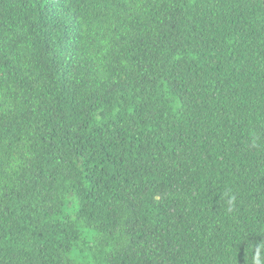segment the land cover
Here are the masks:
<instances>
[{
  "label": "trees",
  "instance_id": "16d2710c",
  "mask_svg": "<svg viewBox=\"0 0 264 264\" xmlns=\"http://www.w3.org/2000/svg\"><path fill=\"white\" fill-rule=\"evenodd\" d=\"M0 264H264V0H0Z\"/></svg>",
  "mask_w": 264,
  "mask_h": 264
}]
</instances>
